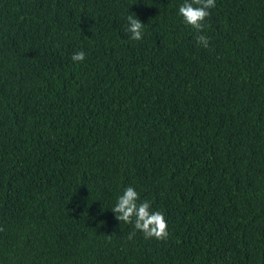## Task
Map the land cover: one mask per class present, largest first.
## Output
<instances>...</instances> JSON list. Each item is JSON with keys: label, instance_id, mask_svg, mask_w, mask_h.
<instances>
[{"label": "trees", "instance_id": "1", "mask_svg": "<svg viewBox=\"0 0 264 264\" xmlns=\"http://www.w3.org/2000/svg\"><path fill=\"white\" fill-rule=\"evenodd\" d=\"M183 2L0 0V264H264V0Z\"/></svg>", "mask_w": 264, "mask_h": 264}, {"label": "clouds", "instance_id": "2", "mask_svg": "<svg viewBox=\"0 0 264 264\" xmlns=\"http://www.w3.org/2000/svg\"><path fill=\"white\" fill-rule=\"evenodd\" d=\"M214 7L215 0H184L178 6V15L186 26L196 33H202L205 27L204 21L210 15L209 9ZM126 19L125 32L130 34V39L141 40L144 24L134 13L128 15ZM195 38L201 47L209 46V37L206 35L198 34ZM84 59L85 53L82 50L76 51L71 56V60L75 63L82 62ZM110 210L119 222L133 225V231L128 235L129 240L136 235L137 231L143 234L144 239L166 240L168 238V225L163 212L152 210L151 202L148 200L140 201L139 193L133 186L126 187L118 195Z\"/></svg>", "mask_w": 264, "mask_h": 264}]
</instances>
